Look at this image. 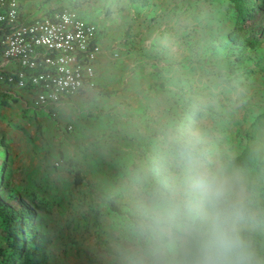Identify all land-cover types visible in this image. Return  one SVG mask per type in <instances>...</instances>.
<instances>
[{"label": "crops", "instance_id": "obj_1", "mask_svg": "<svg viewBox=\"0 0 264 264\" xmlns=\"http://www.w3.org/2000/svg\"><path fill=\"white\" fill-rule=\"evenodd\" d=\"M17 1L21 22L70 7L97 26L96 85L43 107L32 104L33 89L0 80V144L26 171L45 165L57 175L59 169L68 171L63 159L70 157L84 179L91 175L95 191L121 200L117 206L122 218L107 212L110 228L117 225L133 232L130 240L137 242L143 238L138 234L142 222L146 223L142 216L153 212L154 226L144 236L151 237L149 244L156 237L161 245L173 247L181 239L180 231L158 223V208L162 198L179 199L178 180L184 177L168 173L158 181L166 192L158 193L157 186L147 194V159L161 156L174 162L177 140L169 131L179 129L189 108L201 111L192 137L202 142L207 131H218L214 117L222 99L215 92L220 91L222 74L234 58L225 46L233 23L225 13V0H146L143 5L126 0ZM261 49L263 53L262 45L258 52ZM254 54L242 52L240 58L250 64ZM16 65L0 54V71ZM229 99L223 112L229 118L235 113L233 121L244 122L255 114L251 109L246 114L238 111ZM143 193L149 200L144 204ZM77 216L82 218L80 213ZM73 218L78 230L82 221ZM84 220L85 230L90 229L91 219Z\"/></svg>", "mask_w": 264, "mask_h": 264}, {"label": "rangeland", "instance_id": "obj_2", "mask_svg": "<svg viewBox=\"0 0 264 264\" xmlns=\"http://www.w3.org/2000/svg\"><path fill=\"white\" fill-rule=\"evenodd\" d=\"M43 2L48 3L46 0ZM261 45L264 47V41ZM114 49H117V46ZM262 51L263 49L259 52L257 49L252 51L255 52L253 63L260 66L263 63L262 67L264 68V52L262 53ZM239 57H241V54ZM238 61L239 58L236 59V62ZM253 71L247 78L235 77L236 80L230 79L228 83L223 80L220 91L215 92V95L220 96V99H222L221 108H218L219 111H215L217 114L214 117L215 130L218 131H207L206 145L202 150L207 163H210L209 167L214 171H217L220 167L216 153L222 152L234 155L245 141L243 137L245 131H248L245 138H248L249 143L253 145L252 148L255 153H264V111L262 110L264 108L262 105L264 104V69L260 70L258 66H255ZM229 96V102L231 101L232 105L239 107L238 111L242 109L245 114L250 109L255 114L263 112L258 116L252 115L249 120L244 122L233 121L232 119L237 118L235 113L229 118L228 113L223 112L225 99ZM208 99L211 100V98ZM46 106L47 104L43 107ZM259 106L260 108L257 109ZM2 157L3 152L0 147V161ZM8 159L10 161L8 166L9 185L19 193L18 199L16 201L10 200L11 203L18 207L34 208L28 201L30 190H33L38 200L49 203L46 207L43 206L44 210H35V222L49 235V259L46 264H155L159 260L165 264H181L171 253V247L161 245L163 241L159 240L157 242L156 237L153 238L154 244H149L148 241L151 240V237H145L142 233L143 238L135 242L134 239L130 240V233L133 232L127 230L124 232L125 230L117 225L110 228L108 226L109 216L107 215L110 207L105 200L112 201L113 199L116 205L121 203V200L114 196L110 197L111 194L104 195L103 199L102 195L95 191L93 185H91V175L84 179L81 184L73 186L71 173L66 170L59 169L56 172L57 175H54L55 171L50 172L45 165L44 167L38 165L36 169L31 167L26 171L10 154ZM82 166L86 168L85 165L82 164ZM179 170L181 172L178 176L184 177L185 168L182 167V164H180ZM54 179H56V182ZM183 180H178L179 189H181ZM7 190L0 193L4 199H6ZM87 196L92 197L94 202L99 203L100 216L97 224H92L90 229L85 230L86 226L83 222L85 217L92 219L90 214L91 205L88 206L89 202L91 204V199H86ZM148 201L143 193L142 204ZM78 213L82 215V218L77 216ZM73 215L81 219L83 228L81 226L78 230H75L73 222L71 223L70 220ZM150 215L147 213L142 216L147 224L155 216L153 212H150ZM115 216L117 218V215ZM158 217L159 215H157ZM126 238L129 239L126 240ZM1 241L0 228V243ZM133 244L136 245V248L132 246ZM138 244L140 248L137 247Z\"/></svg>", "mask_w": 264, "mask_h": 264}, {"label": "trees", "instance_id": "obj_3", "mask_svg": "<svg viewBox=\"0 0 264 264\" xmlns=\"http://www.w3.org/2000/svg\"><path fill=\"white\" fill-rule=\"evenodd\" d=\"M126 2L143 5L146 0H126ZM225 13L233 21L231 28L226 32L227 43L225 46L227 53H229V50L234 58L231 65L224 70L228 74L225 72L222 74L225 75V77H222V81L226 80L228 83L230 79L236 80L235 77L247 78L254 72L255 66H258L260 70L264 69L262 67L263 63H261V66L254 63L244 64L243 59L239 57L242 52H252L261 48L264 41V0H225ZM221 45L224 46L223 43ZM238 58L239 61L236 62ZM234 63L237 65L236 70H234L236 66ZM207 95L212 96L208 92ZM262 110L264 111V108ZM199 112L201 111L189 108L186 113L187 117H184L180 122L179 129L169 131L174 135L175 140L192 137ZM209 112L214 115L212 110H209ZM188 113L190 114L189 117ZM260 113H256L254 116H258ZM247 134L248 131L243 133L245 141L234 155L222 152L216 153L220 163L217 172L233 178L231 199L239 203L244 211V218L239 225L241 232L251 243L255 251L257 264H264V153H255L252 148L253 145L249 143L248 138H245ZM205 145V141L200 142L202 150ZM0 147L3 152L0 161V193L9 188L5 195L6 199L0 195L2 239L0 243V264H46L49 259V235L35 222V210H44L43 206L46 207L49 203L38 200L33 190L29 191L28 201L34 208L18 207L11 203L10 200L16 201L18 199L19 193L9 185L8 166L10 161L8 159V149L2 145ZM147 160L148 166L145 177L149 185L144 190L148 194L158 186L160 188L158 193L162 191L165 193L163 185L158 181L164 179L168 173H172V176L177 177L178 172H181L179 166L182 162H180L177 152L174 155L173 163L161 156H152L150 159L148 157ZM63 161L67 164L68 172L71 173L72 185L81 184L84 180L81 169L73 163L70 157L64 158ZM101 195L104 199L105 196ZM89 198L91 204L90 202L87 204L88 206L91 205V221L92 224H97L100 216L99 203L94 202L92 197ZM105 202L110 207L109 210L121 216L122 209L115 204L113 199L112 201L106 199ZM126 211H130V209L127 208ZM137 218L139 217L136 215V220ZM73 219L71 216V223ZM151 225L154 226V223L150 221L148 224L142 223L138 234H147ZM178 234L181 239L171 247V253L181 264H194V256L186 249L181 233ZM155 264L165 263L159 260Z\"/></svg>", "mask_w": 264, "mask_h": 264}, {"label": "built area", "instance_id": "obj_4", "mask_svg": "<svg viewBox=\"0 0 264 264\" xmlns=\"http://www.w3.org/2000/svg\"><path fill=\"white\" fill-rule=\"evenodd\" d=\"M18 10L17 0H0V54L17 64L0 71V80L33 89L34 106L95 87L97 26L70 7L26 22L19 21Z\"/></svg>", "mask_w": 264, "mask_h": 264}, {"label": "clouds", "instance_id": "obj_5", "mask_svg": "<svg viewBox=\"0 0 264 264\" xmlns=\"http://www.w3.org/2000/svg\"><path fill=\"white\" fill-rule=\"evenodd\" d=\"M176 152L185 173L179 199L162 198L158 223L180 231L194 264H257L241 232V205L231 199L233 178L209 167L195 137L180 138Z\"/></svg>", "mask_w": 264, "mask_h": 264}]
</instances>
